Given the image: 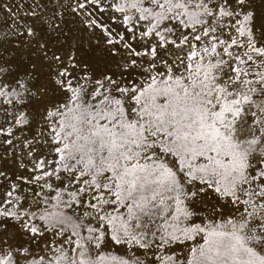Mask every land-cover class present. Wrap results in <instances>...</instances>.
I'll return each mask as SVG.
<instances>
[{"label":"snow or ice","instance_id":"snow-or-ice-1","mask_svg":"<svg viewBox=\"0 0 264 264\" xmlns=\"http://www.w3.org/2000/svg\"><path fill=\"white\" fill-rule=\"evenodd\" d=\"M0 264H264V0H0Z\"/></svg>","mask_w":264,"mask_h":264}]
</instances>
